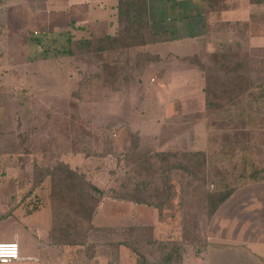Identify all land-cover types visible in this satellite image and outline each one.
<instances>
[{
	"label": "rangeland",
	"instance_id": "1",
	"mask_svg": "<svg viewBox=\"0 0 264 264\" xmlns=\"http://www.w3.org/2000/svg\"><path fill=\"white\" fill-rule=\"evenodd\" d=\"M24 1L26 9L35 5L28 1H35V8L46 12L66 9L70 3V0ZM233 1L239 2L243 19L256 14L259 20L250 19L248 26L243 20L229 32L210 30L195 50L207 71L213 72L218 69L213 61L217 49L241 46L237 58L243 60L241 69L250 75L251 82L224 109L210 111L204 100L205 79L193 67H180L181 62L178 68L170 67L176 62L167 58L155 59L140 70L136 56L141 48H132L121 55L122 64L116 70L123 85L114 89L103 81L105 73L99 61L92 60L89 54L66 52L70 36L85 37L89 31L69 26L63 34L60 29L53 32V26L46 24L39 32H29L27 27L22 34L10 20L15 19L18 4L23 0H0V203L7 210L15 204V198L25 207L43 205L25 223L17 218V213L0 217V239L12 240L17 231L22 246L26 243L24 239L31 243L27 253L48 257L43 264H60L54 249L38 247L34 252V242L43 233L25 227L37 217L50 219V210L44 204H51V177H45L31 190L38 166L67 160L102 189H123L122 182L133 185L142 179L131 170L124 155L130 133L137 131L140 150L144 152L205 153L206 179L186 178L181 185L174 178L173 199L164 200L167 204L161 202L166 205L162 212L179 213L176 220L189 240L187 244L207 245L211 221L208 212L218 195L207 198L206 190L234 191L242 183L264 176V22L260 20L264 3ZM149 3L153 18L170 22L167 18L171 17L173 23L180 13L194 14L201 9L200 0H149ZM194 18L186 21L189 27L185 29L198 31L200 18L198 15ZM214 19L211 15V20ZM254 36L262 37L253 41ZM163 49L155 48L162 52ZM127 75L129 79L124 81ZM199 122L201 128H196ZM107 150L108 153H103ZM151 183L154 190L161 186L157 179ZM135 205L138 209L133 215L145 219L146 206ZM133 206L134 203L124 202L111 208L114 210L111 212L125 209L129 214L127 209ZM108 208L106 205L102 210ZM106 221L98 218L99 223Z\"/></svg>",
	"mask_w": 264,
	"mask_h": 264
},
{
	"label": "trees",
	"instance_id": "2",
	"mask_svg": "<svg viewBox=\"0 0 264 264\" xmlns=\"http://www.w3.org/2000/svg\"><path fill=\"white\" fill-rule=\"evenodd\" d=\"M248 1L257 5L264 3V0ZM238 4H235L233 0H205L208 17L211 14L217 17L214 22L208 20L206 33L215 29L219 32H229L232 26H240L244 21L248 26L250 19L251 21L259 20L256 14H249L247 19H243L239 10L237 11L239 13L232 15L230 10ZM260 20L264 22V13L261 14ZM261 37L254 36L252 39L258 41ZM168 39L169 34L166 31L153 29L149 17L148 0H118L116 31L102 36L79 38L70 36L66 52L71 55L89 54L92 60L99 61L105 73L103 81L112 85L114 89H118L123 85L118 78L119 71L116 70L122 64L121 55H126L132 48H141L139 50L141 52H138L136 57L138 67L142 70L149 62L157 59L155 52L146 50L144 47ZM240 47L232 45L222 50L217 49L213 54V61L218 69L213 72L207 71L206 64L201 61L197 52L183 57L195 65L204 77V100L206 108L210 111L224 109L251 82L250 75L241 69L243 60L237 58ZM128 79L127 75L123 80L128 81ZM127 140L129 144L125 150V158L131 170L141 175L142 179L133 185L122 182L123 189L104 190L66 161H59L51 166H38L37 173L34 175L36 181L32 184L31 190L45 177H51L53 225L50 240L58 251L60 249L64 251L69 245L78 247L84 245L88 254L95 253L99 242L97 239H90L94 237L99 228L93 226V218L105 196L150 205L162 213L166 206L163 203L164 200L173 199L171 194L172 189L175 188L174 178L181 185L182 179L186 178L192 179L190 181L206 179L207 172L203 170L206 167V157L202 151L144 152L140 150L141 143L137 131L131 132ZM81 150L82 148L79 151ZM108 151L103 153H108ZM87 154L90 155V152L87 151ZM154 179L161 183V186L155 188L159 192L153 189L151 182ZM206 192L207 198L211 197V194L218 195L214 207L208 212L210 217L218 205L232 192V189L224 193L209 189ZM165 203L167 204V201ZM151 230V225H122L115 229L119 233V240L109 234V236H104L102 245L109 247L119 246L120 243L127 245L137 254L138 264H173L174 261L180 260L183 246L179 244L183 242L179 241L169 245L164 240L155 239ZM183 241H189L186 239V234H184ZM156 249L159 251L158 259L154 260L151 256L156 254ZM110 263L113 264V262Z\"/></svg>",
	"mask_w": 264,
	"mask_h": 264
},
{
	"label": "crops",
	"instance_id": "3",
	"mask_svg": "<svg viewBox=\"0 0 264 264\" xmlns=\"http://www.w3.org/2000/svg\"><path fill=\"white\" fill-rule=\"evenodd\" d=\"M23 2V7L22 4H18V13L15 14V19L10 20L13 25H17L18 30L22 34L25 33L27 27L29 32H39L38 29L43 26L45 27L46 24L53 26V32L60 29V32L63 34L66 33L64 30H68L69 26L70 28L81 27L85 31H89V35L93 36L114 33L116 31L118 0H70L68 8H60L51 12H46L44 9H39V7L35 8L37 3L35 1H28V3H35V5L26 9L25 1L23 0ZM200 2V10L194 14L180 13L175 23L169 17L167 20L170 23L165 19L152 17L148 0L149 17L153 29L155 31H166L169 34V39L147 45L144 48L153 53L155 52L157 60H167L169 58V62H176L175 65H171L170 67L178 68L181 65L179 62H181L182 65L180 67L189 68L190 66L199 71L195 65L186 61L183 57L197 52L195 50L196 44L206 34L207 22L208 20L212 21L211 15L215 16V14H211L208 17L205 0H200ZM248 3L250 4V2ZM239 9L240 7L237 5L234 9L230 10V13L234 15ZM197 15L200 18L198 20V31L195 30L193 32L192 28L185 29L189 27L186 21L191 18L195 20L194 17ZM241 18H243V15ZM216 20L217 17L215 16L214 21ZM179 30L180 33L178 32ZM155 48H164L165 50L163 49L164 51L162 52L155 50ZM179 48L182 51H179ZM147 124L149 131L151 130L150 121ZM199 124L200 122L195 127H199ZM107 199L99 205V209L93 218V225L99 228L95 236L90 239H97L99 242L96 245L95 253L92 255L88 254L84 245L80 247L69 245L66 246L64 251L61 249L60 251L62 252L58 251L57 247L50 240L53 225V213L50 203L44 204L50 210L49 221L48 218L42 220V217H37L38 219L33 220L30 225L25 226L30 231L33 230L38 233L41 230L43 233V237L38 238L34 242V252H36L38 247L54 249V253L57 254L60 264H111L110 262H113V264H138L137 254L127 245L120 243L119 246L109 247L108 245L103 246L102 243L104 236H109V234L114 239L119 240V233L115 229L122 225L145 224L152 226L151 233L155 239L164 240L169 245H173L179 241L183 242L181 244L178 243L183 246L181 259L174 261L173 264H264V176L242 183L218 205L211 215L207 233L208 243L205 247H197L194 244H187V242L183 241L185 232H183V229H180L176 220L179 217L178 212L164 211L161 213L155 207L144 204L146 206L145 219H139L133 215L138 209V206L135 204L138 203H134L133 208L129 207L127 209L129 210V214L126 213L125 209H117L118 212H111L113 210L111 208H118V205L124 202L129 203L130 201L118 200L112 197H107ZM14 201L15 204L9 207L8 210L0 203V217L8 216L6 214L14 215L17 213L19 216L17 218L25 223L28 216L35 215V212L40 211L43 207V205L39 207L37 205L35 207H25L24 204H19L20 202H18L17 198ZM106 205L109 208L102 210V207ZM180 215L182 218L183 214L180 213ZM99 217L106 218V223H99ZM19 235V232L15 231V238L12 240L19 242L20 253L23 257L0 263H28L32 260L38 262V264H43L48 257L45 259L38 254L27 253L30 251L31 243L30 241L28 243V240L24 239L26 243L22 246ZM35 238L33 236V239ZM12 240L0 239V242ZM158 253L159 251L156 249V254L151 256L152 259L157 260ZM85 259L87 262H85Z\"/></svg>",
	"mask_w": 264,
	"mask_h": 264
},
{
	"label": "built area",
	"instance_id": "4",
	"mask_svg": "<svg viewBox=\"0 0 264 264\" xmlns=\"http://www.w3.org/2000/svg\"><path fill=\"white\" fill-rule=\"evenodd\" d=\"M22 257L17 240L0 242V262H7Z\"/></svg>",
	"mask_w": 264,
	"mask_h": 264
}]
</instances>
